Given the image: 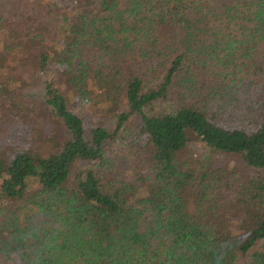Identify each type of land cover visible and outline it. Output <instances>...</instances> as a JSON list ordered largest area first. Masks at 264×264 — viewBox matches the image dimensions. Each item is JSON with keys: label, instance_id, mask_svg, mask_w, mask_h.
I'll use <instances>...</instances> for the list:
<instances>
[{"label": "trees", "instance_id": "trees-1", "mask_svg": "<svg viewBox=\"0 0 264 264\" xmlns=\"http://www.w3.org/2000/svg\"><path fill=\"white\" fill-rule=\"evenodd\" d=\"M0 43V264H264V0H0Z\"/></svg>", "mask_w": 264, "mask_h": 264}, {"label": "rangeland", "instance_id": "rangeland-1", "mask_svg": "<svg viewBox=\"0 0 264 264\" xmlns=\"http://www.w3.org/2000/svg\"><path fill=\"white\" fill-rule=\"evenodd\" d=\"M15 18L16 15H13L14 20ZM7 51H9L7 44L0 43V53L3 54L6 53ZM12 63L16 65V62L14 63L12 61ZM0 65H2L1 60H0ZM9 69L12 71V74H15V70L12 67L9 66ZM20 71L22 72V75L15 74V77L21 81L20 82L21 85L24 83V80L30 79L31 76L33 78V75L31 74L30 70L27 71L25 67L23 68L22 66V69H20ZM23 90H25L24 93L29 97L30 100L39 99L42 97V93H43L42 86L38 82H36L33 86H29V87L27 86ZM90 96L91 95L85 93L84 96H81L78 102L75 101L74 98V101L70 104L73 105L75 108L79 107L76 110L80 112L85 118L91 120L94 119L100 123L102 122L104 127L108 129L112 128L113 118L108 113H105L102 107L99 108V106L93 105V101L89 100ZM95 99L96 96H94L93 100ZM132 121H134V119H131L128 124V127L130 126L131 129L134 127L132 125ZM122 136L123 135L120 133L118 138H116L114 142H111L107 145V153H109L110 155H115L117 159H122L125 157L129 158L128 149L126 147L129 144H127L128 143L127 140L124 139ZM141 148H143L146 151L150 150L149 144L144 145L142 143ZM141 148L139 146L138 147L132 146L130 152L137 153V149L140 150ZM180 154L183 159H188L192 163V162H201L205 158V156H209L210 153L208 149L202 143H200L196 137L192 135L188 143V146ZM238 175L241 176L242 173H238Z\"/></svg>", "mask_w": 264, "mask_h": 264}]
</instances>
